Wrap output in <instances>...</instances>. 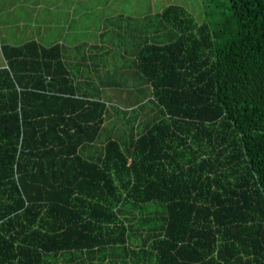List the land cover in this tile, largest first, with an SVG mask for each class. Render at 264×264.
I'll return each instance as SVG.
<instances>
[{"label":"trees","instance_id":"obj_1","mask_svg":"<svg viewBox=\"0 0 264 264\" xmlns=\"http://www.w3.org/2000/svg\"><path fill=\"white\" fill-rule=\"evenodd\" d=\"M127 4L101 70L130 74L136 105L71 95L60 38L1 49L0 264H78L95 247L111 264H264V0Z\"/></svg>","mask_w":264,"mask_h":264},{"label":"crops","instance_id":"obj_2","mask_svg":"<svg viewBox=\"0 0 264 264\" xmlns=\"http://www.w3.org/2000/svg\"><path fill=\"white\" fill-rule=\"evenodd\" d=\"M86 2H90L95 5V8H100V2L99 0H57L55 2H52L50 4L51 8H53V12H63L62 15H58L54 12L52 19H60L61 23H58L55 21V24H58L60 28L65 29V34H68V43L64 42L62 38V34L59 33H51L50 31L46 30H31L28 31L26 28V19L25 16H17L16 17V22L13 23V26L16 27L13 30L11 29L12 24L9 22L10 17L8 20L6 19L9 15L8 10L11 8L10 5L4 4L3 6V17H0L2 22L0 21V68L1 67H6V59L4 58V55L2 54V47L8 46V45H22L25 44L27 41L33 39L36 42L41 39V41L45 42L47 45L48 42L51 43H56V42H61L63 41L64 44L63 46V51H62V59H67L68 65H73L72 69H74V75L76 77L70 78L66 84H69V82L73 85V90L76 91V94H71L74 97H81L83 98H93L97 99L98 101H106V99L103 98L102 92L103 88L107 87L109 90H112V85L113 82H108L105 83L102 79L104 77L103 74H107V72H102L101 68L105 67L104 64H101L102 59L100 54L102 55L105 51V47L101 46L102 42L101 40H98L99 42L97 43H90V42H82V47H80V42H76L74 39V34L78 35V33H75V28H73L71 31H69L70 25L72 21L77 20L80 18V15L75 14V5L76 3L83 4ZM41 1H38L36 3L37 9L36 12L38 11ZM116 4V2H115ZM103 9H106L105 6L108 5L106 2H103ZM116 9L120 11L121 10V4L116 5ZM61 8V9H60ZM111 9V6L109 10ZM33 11V10H32ZM84 10L80 9L78 14H81ZM106 11V10H105ZM104 11V12H105ZM97 17L94 20L93 27H91V33L92 36H101L103 35L104 30H108V23L109 19L108 16L106 17V13H104ZM7 15V16H6ZM31 15L34 16V19H36V15L34 12H31ZM85 15V14H84ZM45 17L43 15L40 16V20H44ZM106 20L107 25L103 22ZM22 21V22H21ZM53 21V20H52ZM54 23V22H53ZM47 25L50 26L51 22L50 20L47 22ZM111 25V23H110ZM92 26V25H90ZM93 31V32H92ZM100 31V32H99ZM87 32V31H86ZM69 35H71V38H69ZM47 37V39H45ZM61 39V41L59 40ZM45 39V40H44ZM39 43V42H37ZM99 43V44H98ZM48 59L44 58V62L47 61ZM96 62L98 64H96ZM66 63V62H65ZM36 65H39V61L36 62ZM99 68V72H95ZM114 72V73H113ZM111 72V75L108 77V80L112 78L113 74H116V71ZM103 73V74H102ZM102 75V77L100 76ZM45 78H48L47 75H43ZM105 78V77H104ZM76 79V80H75ZM86 79V81H84ZM88 80V81H87ZM82 82V86H79V83ZM103 83V84H102ZM112 84V85H110ZM85 85V86H84ZM56 86V85H53ZM60 88H64L63 84L59 85ZM111 87V88H110ZM132 88V87H131ZM127 88H123L122 90H126ZM130 91H134V93H141L142 90L138 91L136 89H132ZM72 96V98H74ZM136 104H129V106H133ZM105 130L106 129V123L104 121L103 124H100L99 126V131L98 135L96 136L97 139L93 140L92 142L86 144L84 146V154H86L88 157L93 156L92 153L96 150H98V155L100 154V148L103 145L104 140H102L105 136ZM97 157V156H93ZM120 208V207H119ZM102 248V247H99ZM100 249L98 248H93L92 250H81V253L77 255V263L78 264H111V259L103 258V260H100V255L99 252ZM128 257L131 256L127 255ZM114 259H118L117 256L114 257ZM120 259V258H119ZM118 259V260H119ZM120 264V263H116ZM123 264V263H122ZM125 264H130L129 262H126Z\"/></svg>","mask_w":264,"mask_h":264},{"label":"rangeland","instance_id":"obj_3","mask_svg":"<svg viewBox=\"0 0 264 264\" xmlns=\"http://www.w3.org/2000/svg\"><path fill=\"white\" fill-rule=\"evenodd\" d=\"M38 1H41V3H40L41 6L39 7L38 11L36 12V9H37L36 3ZM55 1H57V0H0V17H3L2 9H3L4 4H8L11 6V8L8 10L9 16L6 19L8 20V18L10 17L9 22L12 24L11 29L13 30L14 28H16L13 26V23L16 22L17 16H25L27 18V21L25 23L26 28L28 31H31L32 27H33V24H32L33 21L29 20V17H28L31 15L30 12H34L36 15L37 20L35 21L34 24L38 23V21H41L39 19H40V16L43 15L46 18L44 20H46L47 22L50 20V22H51L50 26L45 25V30L47 29V27H49V31L51 33L61 34L63 32L62 38H63L64 42H66V44H67L69 42L68 41V34L67 35L65 34V29L60 28L58 26V24H55V21H57L58 23H61L60 19H52L54 12L58 15L61 14L60 12H56V11L53 12V8H51V6H50V4L52 2H55ZM137 1L138 0H116V2L121 4L122 12L121 11L119 12L116 9L117 6L115 4V0H113V2L111 0V3L105 6L106 9H103V6H104L103 0H99V2L101 4H100V8H97V9L95 8V5L90 3V2H86L83 4L76 3L75 14L80 15V18H78L75 21H72L70 28H69V31H71L73 28H75V33H78V35L74 34V39L76 42H78V43L80 42V47H82L81 46L82 42L97 43V42H99L98 40H101V42H102L101 46H103V47H109V46L116 47L118 44V41L122 42V45H123V41H122L121 36L123 35V38H126V37L124 36L125 34L122 33V28L126 25L127 21L131 22L132 20L126 19V21H124L123 19H121V16H119V18L117 17V19L116 18L113 19L114 20V21H112L113 24L110 25L109 30L108 31L104 30L103 35H101V36H92L91 27H93V24L98 23V22L94 23V20L97 17L101 16L105 10L106 11L104 13H106V17L107 16L109 17V16H111V14H115L117 12H118V14L128 13L130 11V7L127 4V2L137 3ZM140 1L143 2V4H140L139 7L136 6V11H135V13H137L139 15L146 12L145 9L148 5L149 6L151 5V7H152L153 4H154V8L157 9L159 6H163V5L167 4L168 2L176 3V4L183 5L188 11H190L192 13H193V11H195L194 7H196V6L200 7L201 6L200 0H150L151 2H154V3H150L149 0H140ZM110 6H111V9L109 10ZM80 9H83L84 11L81 14H78ZM0 21L2 22L1 19H0ZM103 22L107 25L106 20H104ZM90 25H92V26H90ZM33 28L36 30L35 27H33ZM114 30L119 32V37H118V39H112L111 40L109 38L108 34H110V33L117 34V33H113ZM69 38H71V35H69ZM107 38L109 39V42H108ZM115 38H117V36ZM105 41H107V42H105ZM105 51L106 52L104 54L105 55V62L104 63L107 65L108 68L112 69L114 64L117 63L116 58L120 57L119 49L114 48L112 51H107L105 49ZM107 52H109L108 55L106 54ZM101 63H103V61ZM96 64H98V63L96 62ZM96 69L97 70L95 72L100 71L99 68H96ZM103 75L105 78L102 77V75H100V76L102 77L103 81L105 83H107V81H108L107 78L111 75V72L109 71V72H107V74H103ZM124 75H126L124 79H128V76L130 74L121 75V73H118L117 76L115 74H113L112 78H110V80L108 82H112L113 80H116V85L111 88L112 90H109L107 87L103 88L102 96L104 99H106V103H108L109 105H112L113 108H115V106L127 108L126 107L127 105L135 104V103L139 102V99L141 98V96H140L141 93H139V94L134 93V91L132 92V91H130V89H128L127 91L122 90L123 88H125L123 85H121V79L124 77ZM109 125H110V123H108L106 125V127H108Z\"/></svg>","mask_w":264,"mask_h":264}]
</instances>
